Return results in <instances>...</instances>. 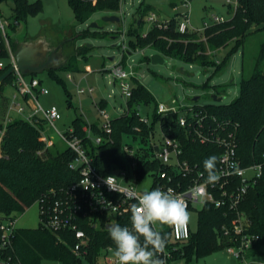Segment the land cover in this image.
<instances>
[{
    "label": "trees",
    "instance_id": "trees-1",
    "mask_svg": "<svg viewBox=\"0 0 264 264\" xmlns=\"http://www.w3.org/2000/svg\"><path fill=\"white\" fill-rule=\"evenodd\" d=\"M120 1L69 0V3L76 20L84 23L93 13L101 9L118 13L121 9ZM41 2L40 0L36 2L14 0L12 9L16 22L26 20L29 14L41 12ZM151 10L152 5L142 0L137 9L135 23L141 25L143 16ZM180 23L178 15L169 20L167 28L152 25L146 34L139 28L131 29L130 32L137 36V44L141 47L150 46L165 57L208 66L214 61L209 53L205 52L207 46L215 51L230 41H234V49H237L244 46L250 34L264 30V0H238V5L229 19L210 24L202 33L194 30L182 33L179 30ZM253 28L256 29L252 30ZM98 34L99 31L92 32L87 29L80 32L78 36ZM202 36H205V39H202ZM133 44L136 45V43ZM11 46L13 50L17 48V44L13 43ZM87 49V46L80 47L70 57L85 54ZM8 51L0 31V58L6 63L5 67L0 69V75L10 67L7 61ZM71 58L60 68L67 67ZM246 58L244 50L243 68H245ZM60 68L50 67V71L58 76L56 69ZM135 81L137 83L133 86L132 96L127 102V112L113 119L112 133L107 135L101 127L93 124L91 126L93 134L107 135L112 141L104 140L96 144L84 130L87 122L81 116L73 120L75 133L83 138L88 154L93 158L95 166L101 173L111 171L113 161L123 162L121 140L124 134H141L145 141L147 138L150 139L153 125L141 120L139 110L142 103L154 102L155 97L141 82L137 79ZM6 82H13V74L8 76L0 87V115L2 117L5 116L11 101L3 94V85ZM205 87L209 85L206 83ZM158 104L157 102L154 122L160 119L164 130L180 139L185 158L204 170L203 161L207 157L213 155L219 157L221 147L191 139L179 126L177 115H173L174 118L171 121L163 119L162 115L157 112ZM205 106L219 118L239 123L238 154L243 165L263 164L262 176L250 188L239 206L251 221L248 231L260 237L248 252V257H251L259 253L261 246L264 245V40L260 43L249 75H242L239 96L227 104H206ZM42 127L43 124L40 125V128ZM40 128L20 116L12 118L7 123L0 120V130H5L1 146L3 156L0 157V213L6 216H16L17 213L23 212L37 202L43 193L52 188L60 190L79 179V171L70 167V163L76 157V152L68 146L61 149L55 143L47 147ZM151 148L153 149L152 146ZM143 154L142 158L137 160L139 178L150 171L154 174L160 168L156 160L148 158V149H144ZM234 216V212L228 208H217L212 203H206L199 211L197 231L191 233L189 240L177 244L178 248L173 251L174 256L170 260L185 258L191 261L194 257L205 256L236 243L233 240L236 235L232 231ZM116 223L122 227L132 226L131 212L119 216ZM224 225L229 228V233H225ZM81 227L89 236L86 254H76L73 251L76 243L74 233L53 232L41 225L33 229L18 228L14 238L15 254L22 264H43L45 260L58 261L62 264H80L79 255H84L92 264H96L98 255L106 248L112 247L115 252L116 245L107 231L104 216L96 215V217L86 218ZM162 234L167 236V245L171 247L169 226H164Z\"/></svg>",
    "mask_w": 264,
    "mask_h": 264
},
{
    "label": "rangeland",
    "instance_id": "rangeland-1",
    "mask_svg": "<svg viewBox=\"0 0 264 264\" xmlns=\"http://www.w3.org/2000/svg\"><path fill=\"white\" fill-rule=\"evenodd\" d=\"M36 2L37 0H29ZM42 11L29 14L26 20L16 22L13 15L14 0L0 1V16L7 22V34L12 40L11 44H17L18 52L31 67H39L51 59L50 67L60 68L69 62L70 56L80 47L87 46L86 53L76 54L70 63L60 69H56L58 76L51 73L50 67L40 69L35 73H26L28 81L32 77L38 78L49 90L48 94L39 93L41 104L48 108L57 106L61 113V119L56 120L58 130L66 131L73 126V120L81 116L87 125L103 127L105 119L101 109H105L113 120L127 112L128 99L122 94L120 84L115 79L113 68L121 63L129 72L132 71V85L137 81L149 89L155 97L151 103H142L139 114L141 118H147L153 125L151 139L145 141L141 134H124L121 140V157L123 162L113 161L111 171L125 184L136 181L140 190H148L154 182V174L146 173L142 178L135 180V171L132 159H141L144 149H148L150 159L154 156L151 141L161 143L164 139V128L159 119L154 122L156 103L169 104L175 98L181 106L193 104H227L240 94V81L242 75H249L260 43L264 40V30L250 34L244 46L234 49L235 42L217 48L215 51L209 46L205 52L212 57L208 66L197 63H189L177 58L167 57L166 63L155 64L151 57L157 51L150 46L141 47L137 44V36L130 30L139 28L141 32H149L150 21H147L148 12L143 16V23L137 25L135 17L142 0H125L118 13L102 10L92 14L84 23L76 20L75 13L69 0H40ZM236 0H190L191 29L204 32L205 21L213 24L214 15L229 19L236 7ZM176 2V3H175ZM183 0H145L152 5V11L160 19H171L178 16V12L184 10ZM177 5H175V4ZM117 14L121 17L118 22L104 20L105 16ZM93 22L97 28L89 27ZM99 31L98 35L79 37L78 34L85 30ZM256 28H253L254 30ZM205 39V36H202ZM133 43H136L134 45ZM126 47V49H125ZM245 50L246 64L243 68V51ZM14 49V53H15ZM8 59V58H7ZM9 62V59L7 60ZM244 73V74H243ZM71 74L72 80L68 78ZM62 80H60V79ZM131 79V80H132ZM94 86L93 95L90 93L79 94L77 84ZM206 83L209 87H205ZM216 86V88L214 87ZM18 92L13 82L3 85V94L11 98ZM215 93L223 97L221 101H215ZM0 115V120H5ZM13 117H19L12 112ZM165 121L174 118L171 115H162ZM56 127L44 123L43 128L56 146L63 149L66 142L60 137ZM95 135V134H94ZM51 144L50 146H52ZM133 151L132 156L130 152ZM175 163V158L172 159ZM122 171L127 172L128 178H124ZM201 206L189 209L190 227L193 232L198 229L199 211ZM17 226L21 229L38 228L41 225L40 205L38 202L27 207L23 212L17 213ZM115 222V219L109 217ZM98 255L96 264H109L108 260L115 258L113 251H102ZM80 264H92L84 255ZM43 264H62L58 261L45 260ZM167 264H264V245L259 253L248 257L246 261L233 257L226 248H220L205 256L194 257L191 261L185 258L169 260Z\"/></svg>",
    "mask_w": 264,
    "mask_h": 264
},
{
    "label": "built area",
    "instance_id": "built-area-1",
    "mask_svg": "<svg viewBox=\"0 0 264 264\" xmlns=\"http://www.w3.org/2000/svg\"><path fill=\"white\" fill-rule=\"evenodd\" d=\"M123 1L125 0L120 1L121 6ZM228 2L231 3V0H228ZM235 4L236 6L238 5V0L235 1ZM182 5L184 10L178 12L181 22L179 30L185 33L193 30L190 27V0H183ZM149 13L147 21H150L151 26L168 27L170 19H160L152 10ZM212 20L220 22L222 18L214 15ZM210 24L209 21H205L204 29ZM6 26L7 22L0 16V31L7 50H9L10 67H15L12 72L13 83L16 85L18 92L10 98L11 101L9 102L4 122L7 123L14 118L12 112H16L20 117H23L36 127L40 128V125L44 123H49L56 127V120L61 119L60 110L55 105L45 108L41 104L39 93L48 94L49 90L38 78L32 77L30 81L26 79L25 73L18 67ZM5 64V61L0 58V69H3ZM113 70H115V79L120 84L122 94L126 99H129L133 90L131 80L133 72H129L121 63H116ZM68 78L72 80L71 74H68ZM94 91V86L90 84L85 87L80 85V83L77 84V92L80 95L87 92L93 95ZM100 111L105 119L102 130L107 135H110L112 133L113 120L110 119L105 109ZM157 112L161 115H177L179 126L194 141L212 143L221 147L222 151L219 154L217 164V171L220 175L218 182L215 184L206 183L207 173L201 170L197 164H193L185 158L180 139L164 130V139L161 143L151 141V146L155 152L152 160H156L160 168L154 173V182L151 187L142 191L136 181L125 184L112 172L101 173L95 166L93 158L88 154L83 138L75 133L74 126L68 128L65 132L58 130L56 127L57 132L67 146L76 152V157L70 163V167L79 171V179L65 188L62 187L60 190L52 188L37 199L40 205L41 226L53 232L62 233L68 231L74 233L76 243L73 251L76 254H86L89 236L81 227L84 219L100 215L104 216L106 225L113 222L109 217H113L116 223L119 216L131 212L130 206L138 203V199L143 192L156 188L162 191L171 189L174 195L185 200L188 210L198 205L202 208L209 202L217 208H228V210L234 212L232 231L236 235L233 239L236 243L228 245L226 249L233 257L246 261L248 252L260 237L258 234L248 231L251 221L240 210L239 206L250 188L262 176L263 164L243 165L238 154L239 123L219 118L202 104L196 103L192 106H181L175 98L169 104L159 102ZM141 120L149 124L147 118H141ZM84 130L87 136L93 139L96 144H100L104 140L112 141L107 135H94L90 125L84 126ZM40 131L47 142V147L53 144L43 127L40 128ZM4 132L5 130H0V157L3 156L1 146ZM149 138L151 139V135ZM132 153L133 151L130 152V156H132ZM173 158H175V163H172ZM132 165L136 173V180L139 176L137 172L138 164L135 158L132 159ZM110 175L118 177L116 181L117 191L110 190L103 182L104 178ZM122 175L124 178L129 177L125 171H122ZM164 226L157 224L155 228L162 233ZM131 227L129 226L130 229ZM169 228V244H171V247L166 244L165 253L161 256V258L165 259L166 264L174 256L173 251L178 248L177 244L189 240L193 232L190 223H188L186 235L181 233L178 236L171 227ZM223 229L225 233L230 232L225 225ZM17 230L16 216H6L0 213V264H22L14 250V238ZM105 250L113 251V248L108 247ZM108 262L109 264H118V259L115 256L113 260L110 258Z\"/></svg>",
    "mask_w": 264,
    "mask_h": 264
},
{
    "label": "clouds",
    "instance_id": "clouds-1",
    "mask_svg": "<svg viewBox=\"0 0 264 264\" xmlns=\"http://www.w3.org/2000/svg\"><path fill=\"white\" fill-rule=\"evenodd\" d=\"M217 160L213 155L203 161L208 184H215L220 179ZM117 178L110 175L103 182L110 190L117 191ZM130 211L131 229L115 222L107 225V231L116 245L114 254L118 264H166L161 256L165 253L167 236L162 235L155 225H167L178 236L181 233L186 235L190 213L185 200L174 195L171 189L162 191L156 188L143 192L138 203L130 206Z\"/></svg>",
    "mask_w": 264,
    "mask_h": 264
},
{
    "label": "water",
    "instance_id": "water-1",
    "mask_svg": "<svg viewBox=\"0 0 264 264\" xmlns=\"http://www.w3.org/2000/svg\"><path fill=\"white\" fill-rule=\"evenodd\" d=\"M104 20H108V21H113V22H116V21H120L121 20V17L117 14H113V15H108V16H105L104 17ZM89 27H94V28H97L98 27V24L96 22H93L89 25ZM15 56H16V59H17V62H18V67L22 70V72H24L25 74L26 73H35V72H38L40 69H43V68H46V67H50V63H51V59L50 60H47L46 62H44L43 64H41L39 67H31L29 66L28 62L25 60L24 57L21 56V54L18 52V46L17 48L15 49ZM151 60L153 63L155 64H158V63H166L167 61V57L163 56L162 54L160 53H155L152 55L151 57ZM14 66H11L9 67L4 73H2L0 75V87H1V84L3 83V81H5L8 76H10L14 70ZM214 99L215 101H221L223 99V97H219L216 93L214 95ZM156 149H158V147H156ZM108 225V224H107Z\"/></svg>",
    "mask_w": 264,
    "mask_h": 264
},
{
    "label": "crops",
    "instance_id": "crops-1",
    "mask_svg": "<svg viewBox=\"0 0 264 264\" xmlns=\"http://www.w3.org/2000/svg\"><path fill=\"white\" fill-rule=\"evenodd\" d=\"M173 4H175V3H173ZM80 83V82H79Z\"/></svg>",
    "mask_w": 264,
    "mask_h": 264
}]
</instances>
